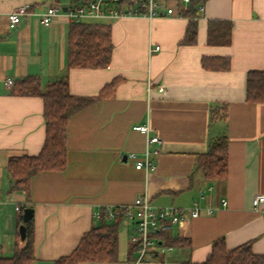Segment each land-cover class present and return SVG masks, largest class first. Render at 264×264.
<instances>
[{
	"label": "crops",
	"instance_id": "obj_1",
	"mask_svg": "<svg viewBox=\"0 0 264 264\" xmlns=\"http://www.w3.org/2000/svg\"><path fill=\"white\" fill-rule=\"evenodd\" d=\"M79 1L0 0V257L23 245L27 208L33 209V264H55L100 224L96 214L140 196L186 211L180 224L159 236L162 249L143 264L201 263L220 239L228 249L250 242L264 254V203L253 204L264 194V103L246 99L248 73L264 71V0H170L173 16L88 18L81 23L110 27V62L72 67L73 21L65 11ZM23 4L31 5V13L10 27L8 14ZM49 6L61 11L48 26L38 13ZM157 45L161 49L150 53ZM27 77L36 78L42 91L65 79L75 96H102L71 116L66 167L33 177L29 197L10 191L8 173L12 157L38 155L46 139L44 99L23 92ZM219 107L227 108V118L212 120V108ZM137 125L150 130L142 133ZM223 134L227 175L211 180L199 158ZM154 136L161 142L150 141ZM146 160L149 167L137 168ZM195 202L202 211L192 218ZM118 233L114 261L79 264H133L134 223L124 218Z\"/></svg>",
	"mask_w": 264,
	"mask_h": 264
},
{
	"label": "trees",
	"instance_id": "obj_2",
	"mask_svg": "<svg viewBox=\"0 0 264 264\" xmlns=\"http://www.w3.org/2000/svg\"><path fill=\"white\" fill-rule=\"evenodd\" d=\"M191 10L183 11L186 15ZM219 35L218 37H223ZM190 38L189 41H192ZM111 29L100 24L73 22L70 37L69 65L74 67H106L112 52ZM223 67V66H222ZM23 92L43 97L45 103L46 139L36 156L12 157L8 164L11 179L10 191L24 190L30 195L31 179L46 171H62L67 164V125L71 116L81 108L100 99L75 96L70 93L67 80L51 83L46 91L40 89L36 78L23 80ZM246 99L252 103H264V71H251L247 76ZM227 108H212L211 119H226ZM206 177L222 180L228 170V137L223 134L210 140L209 150L200 156L199 165ZM118 213L113 222L101 215L100 224L86 232L74 251L56 260L55 264H79L81 262L114 261L119 248L118 225L124 219ZM35 256L33 219L26 224L23 245L11 257H0V264H33ZM183 264H264V254H256L250 242L228 249L223 239L215 242L211 254L204 262Z\"/></svg>",
	"mask_w": 264,
	"mask_h": 264
},
{
	"label": "built area",
	"instance_id": "obj_3",
	"mask_svg": "<svg viewBox=\"0 0 264 264\" xmlns=\"http://www.w3.org/2000/svg\"><path fill=\"white\" fill-rule=\"evenodd\" d=\"M190 2V0H184ZM200 11L204 10V6L199 7ZM61 8L57 6H49L41 10L38 15L44 25H52L55 18L60 14ZM31 13V5L23 4L15 8L8 14L10 27L17 26L23 17ZM65 14L76 23H81L88 18H103L107 16L120 18L124 16H145L148 18L173 16L176 15V7L171 5L170 0H80L70 5ZM161 49L159 45L150 49V53H156ZM14 81L9 78L5 81L7 87H11ZM163 91V88H160ZM137 131L147 134L149 126L137 125ZM152 142L160 143L158 136L150 139ZM147 154L149 151L147 150ZM135 158L134 153L130 154ZM143 166L149 167V162L138 161L137 168ZM226 204V202H223ZM264 203V194H257L253 198V204L257 208ZM20 210V207L17 208ZM201 207L197 202L189 209V215L196 218L201 215ZM212 209H207L206 213L210 215ZM118 213H122L124 217L134 223L136 230L137 257L133 264H143L147 256L157 250L162 249L159 242V236L174 229L180 224L186 215L183 208L176 207H159L150 201L148 197H137L132 204L119 206L114 210H108L106 217L114 218ZM100 218V213L96 214Z\"/></svg>",
	"mask_w": 264,
	"mask_h": 264
},
{
	"label": "water",
	"instance_id": "obj_4",
	"mask_svg": "<svg viewBox=\"0 0 264 264\" xmlns=\"http://www.w3.org/2000/svg\"><path fill=\"white\" fill-rule=\"evenodd\" d=\"M33 214L32 208H27L24 215V223L25 225L22 226V233H23V239L25 238V231H26V224L31 220Z\"/></svg>",
	"mask_w": 264,
	"mask_h": 264
}]
</instances>
